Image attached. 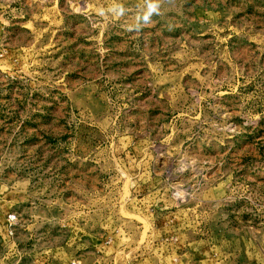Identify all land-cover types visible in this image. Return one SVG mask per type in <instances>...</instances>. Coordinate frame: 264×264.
Masks as SVG:
<instances>
[{
	"label": "rangeland",
	"instance_id": "1",
	"mask_svg": "<svg viewBox=\"0 0 264 264\" xmlns=\"http://www.w3.org/2000/svg\"><path fill=\"white\" fill-rule=\"evenodd\" d=\"M0 264H264V0H0Z\"/></svg>",
	"mask_w": 264,
	"mask_h": 264
},
{
	"label": "built area",
	"instance_id": "2",
	"mask_svg": "<svg viewBox=\"0 0 264 264\" xmlns=\"http://www.w3.org/2000/svg\"><path fill=\"white\" fill-rule=\"evenodd\" d=\"M16 226V214L14 212H9L6 214L4 220V230L8 237L13 236Z\"/></svg>",
	"mask_w": 264,
	"mask_h": 264
},
{
	"label": "clouds",
	"instance_id": "3",
	"mask_svg": "<svg viewBox=\"0 0 264 264\" xmlns=\"http://www.w3.org/2000/svg\"><path fill=\"white\" fill-rule=\"evenodd\" d=\"M157 10H158V4L157 3H150L149 7H148V13L139 19H143L144 22H147L149 20L150 16L154 12H156Z\"/></svg>",
	"mask_w": 264,
	"mask_h": 264
}]
</instances>
